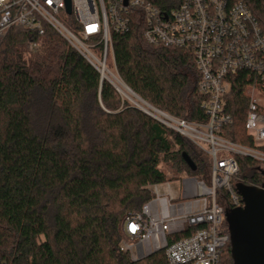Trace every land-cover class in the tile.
<instances>
[{"label":"trees","instance_id":"trees-1","mask_svg":"<svg viewBox=\"0 0 264 264\" xmlns=\"http://www.w3.org/2000/svg\"><path fill=\"white\" fill-rule=\"evenodd\" d=\"M241 1L264 33V0ZM169 2L155 5L171 9ZM131 18L128 33L112 35L122 82L169 116L206 123L193 53L149 44L143 14ZM253 80L231 78L225 101L233 123L221 135L264 153L245 129ZM237 161L234 188L264 186L260 162ZM210 168L208 155L123 99L53 29L39 37L13 28L0 42V257L9 264H169L163 251L131 260L122 248L125 219L154 198L151 187L185 176L209 181ZM217 199L232 210L226 191ZM221 259L233 264L230 246Z\"/></svg>","mask_w":264,"mask_h":264},{"label":"built area","instance_id":"built-area-1","mask_svg":"<svg viewBox=\"0 0 264 264\" xmlns=\"http://www.w3.org/2000/svg\"><path fill=\"white\" fill-rule=\"evenodd\" d=\"M0 0V42L11 29L21 28L43 37L47 29L61 35L100 73L101 81L115 85L118 78L108 67L113 34L128 33L131 14L139 11L146 22L149 44L184 49L193 53L200 82L197 93L204 98L207 122H189L162 114L167 127L186 137L211 160L209 181L181 180L179 197L151 188L154 198L140 211L128 213L124 222V251L134 261L163 251L169 264H221L230 246L226 209L217 192L229 194L232 210L244 207L233 185L239 174L238 157L254 159L264 168V153L234 143L221 135L233 123L225 97L231 78L247 73L252 79L247 95L249 110L245 129L257 145L264 143V33L257 17L244 1L170 0L163 10L157 0ZM38 47L31 44V50ZM101 49V57L95 49ZM264 190V186L257 187ZM179 239L178 237L185 235ZM0 264H9L0 257Z\"/></svg>","mask_w":264,"mask_h":264},{"label":"water","instance_id":"water-1","mask_svg":"<svg viewBox=\"0 0 264 264\" xmlns=\"http://www.w3.org/2000/svg\"><path fill=\"white\" fill-rule=\"evenodd\" d=\"M67 12L71 13L69 0ZM114 86L119 92L116 84ZM127 89L138 97L130 88ZM147 106L155 110L149 104ZM139 109L162 122L147 108ZM155 111L160 114V111ZM183 159L192 171H196L197 166L188 154L184 153ZM236 189L243 199L244 207L226 211L233 264H264V190L244 184H238Z\"/></svg>","mask_w":264,"mask_h":264},{"label":"rangeland","instance_id":"rangeland-1","mask_svg":"<svg viewBox=\"0 0 264 264\" xmlns=\"http://www.w3.org/2000/svg\"><path fill=\"white\" fill-rule=\"evenodd\" d=\"M96 53L101 57V49L100 48H96L95 49ZM107 64H108V67L110 68V70L113 72V73H116V68H115V65H114V57H113V54L112 52L109 53V57H108V61H107ZM118 73V71H117ZM118 78L119 80H121L119 74H118ZM122 81V80H121ZM124 84V83H123ZM125 85V84H124ZM116 86L118 87V89L120 90L121 88H119L118 84L116 83ZM119 94L121 95V97L127 101H129L132 105L136 106L137 108L139 107H144V108H147L154 116L158 117L161 121L162 119L164 118L162 114H167L165 112H162L160 111V114L158 112H156L155 110L159 111L158 109L154 108L153 106H151L152 108H154L155 110L149 108L148 106L144 105L143 102H141L140 100H138V98H136L135 96H133L130 92H122L121 90L119 91ZM256 97L258 98H261V105L264 107V94H259L257 93L256 94ZM184 178H187L186 176L185 177H182L180 180L178 181H174V182H171L173 188L175 190H177L178 192L180 191L182 185H181V180L184 179ZM202 180V179H200ZM152 188V187H151ZM162 190V189H161ZM123 242H126V243H130L128 242V240L125 238ZM130 255V258L132 261H134L132 259V255ZM144 259V258H143ZM143 259H140L138 261H141Z\"/></svg>","mask_w":264,"mask_h":264},{"label":"crops","instance_id":"crops-1","mask_svg":"<svg viewBox=\"0 0 264 264\" xmlns=\"http://www.w3.org/2000/svg\"><path fill=\"white\" fill-rule=\"evenodd\" d=\"M158 187H159V191L162 194H170L171 196H173L175 198L179 197V192L173 188L171 183L160 184V185H158Z\"/></svg>","mask_w":264,"mask_h":264},{"label":"bare ground","instance_id":"bare-ground-1","mask_svg":"<svg viewBox=\"0 0 264 264\" xmlns=\"http://www.w3.org/2000/svg\"><path fill=\"white\" fill-rule=\"evenodd\" d=\"M117 84H118V86H119V88H121L120 90L122 91V92H130L128 89H127V87H126V85H124L123 84V82L121 81V80H117V82H116ZM131 94H132V92H130ZM133 95V94H132ZM134 96V95H133ZM136 97V96H135ZM136 98H138V97H136ZM138 100H140L141 102H143L140 98H138ZM144 103V105H146L147 106V104H145V102H143ZM149 107V106H148ZM142 108H144V107H142ZM150 108V107H149Z\"/></svg>","mask_w":264,"mask_h":264}]
</instances>
